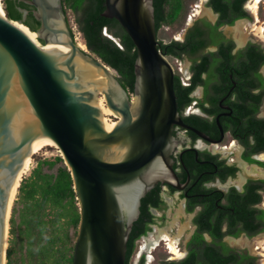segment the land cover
Segmentation results:
<instances>
[{
	"label": "water",
	"instance_id": "obj_1",
	"mask_svg": "<svg viewBox=\"0 0 264 264\" xmlns=\"http://www.w3.org/2000/svg\"><path fill=\"white\" fill-rule=\"evenodd\" d=\"M25 1L40 23L36 36L0 16V264L15 180L45 142L60 150L79 205L72 264H126L141 200L156 183L173 181V128L186 126L174 67L157 39L153 0L104 2L102 15L115 18L136 47L132 93L110 66L79 48L62 0ZM21 11L25 18L28 10ZM22 31L37 43L42 39L46 49ZM99 94L118 116L111 131L95 104Z\"/></svg>",
	"mask_w": 264,
	"mask_h": 264
},
{
	"label": "flooded vegetation",
	"instance_id": "obj_2",
	"mask_svg": "<svg viewBox=\"0 0 264 264\" xmlns=\"http://www.w3.org/2000/svg\"><path fill=\"white\" fill-rule=\"evenodd\" d=\"M204 1L212 17L197 12V3L192 10L186 7L182 37L173 40L184 41L190 28L206 21L214 27L213 42L206 30L201 35L206 45L196 58L186 52L167 55L188 58L185 79L174 70V79L178 76L186 87L181 96L175 92L186 126L173 128V181L156 183L141 202L144 213L140 210L135 228L144 232L134 239L131 257L138 254L130 264L153 263L160 247L164 255L158 264H263L258 247L264 242L255 244L254 238L264 233V41L242 31L243 22L251 23L249 0L237 7L235 0H222L223 16ZM239 12L244 16L236 17ZM235 23L241 40L240 32L226 31ZM163 234L176 236L179 255L170 251ZM155 237L158 243L150 252H141ZM249 241L258 254L241 246Z\"/></svg>",
	"mask_w": 264,
	"mask_h": 264
},
{
	"label": "trees",
	"instance_id": "obj_3",
	"mask_svg": "<svg viewBox=\"0 0 264 264\" xmlns=\"http://www.w3.org/2000/svg\"><path fill=\"white\" fill-rule=\"evenodd\" d=\"M239 1L241 0H235V7ZM1 2L5 17L7 16L10 22L21 20L31 32L39 28L40 23L32 13L33 6L25 0H1ZM104 2L105 0H62L65 13L67 10L72 12L89 51L114 69L120 84L132 93L136 47L115 18L102 15L105 9ZM210 3L221 16L225 15L226 7L222 0H210ZM153 7L158 35L159 30L165 25L180 24L181 26L187 2L186 0H153ZM21 9L28 10L27 18H23ZM237 16H244V12H239ZM231 22L232 20L228 21ZM203 24L204 26L195 25L190 28L184 41L171 39L164 43L157 37L160 48L166 52V55L180 56L181 52H186L188 56L196 58L206 45L207 41L201 38L206 30L210 32L208 42H213L211 35L214 27L206 21H203ZM39 41L43 43L42 39ZM40 42L36 43L43 47L44 44ZM220 50L224 56L227 55L225 49ZM206 59L203 57V60ZM174 89L179 96L186 90V87L180 85L178 76L174 79ZM53 167L55 171H51ZM141 202L144 204V198ZM143 206L140 207L142 213H144ZM79 220V205L71 173L61 155L55 156L52 160L37 159L30 175L21 180L17 199L12 207L6 264H72ZM138 220L134 222L127 242L126 264H130L135 247L134 239L144 232L141 229L139 232L136 231ZM71 228L74 230L73 234L70 233Z\"/></svg>",
	"mask_w": 264,
	"mask_h": 264
},
{
	"label": "rangeland",
	"instance_id": "obj_4",
	"mask_svg": "<svg viewBox=\"0 0 264 264\" xmlns=\"http://www.w3.org/2000/svg\"><path fill=\"white\" fill-rule=\"evenodd\" d=\"M186 2H187V8L188 9H191L192 7H194L195 3H197L199 5H204V0H186ZM1 5H2V2H1ZM198 9L200 10V7ZM256 12L257 13L253 14V12L249 11V15L251 17V23L247 24L246 22H243V24H242L243 26H241V27H242V31H243L245 36L253 37L255 39H259L261 41V43H263V40L260 38L259 32L257 30H254V26H252V25L255 24L256 18H258V22L256 23L257 26H259V27L260 26H264V0L259 3ZM65 14H66V19H67V22H68V26H69V28H70V30L72 32L74 41L77 43V45L80 46L81 49L86 50L87 52L91 53L89 51V49L87 48L86 44H85V41L83 39V36H82L81 32L77 28V25L75 23L74 16H73L72 12L70 10H67V12ZM244 23H246V24H244ZM246 25H248V26H246ZM18 26H20V25L17 24V27ZM234 26H236V27L232 28V30L234 31L233 36L236 35L235 30L237 29V23H235ZM181 27L182 26H180V24H175L173 26H167V25L163 26L159 30V39H161L164 43H167L171 39L181 38L182 34H183V30H181L182 29ZM25 35H27V34H25ZM30 39L33 42H36L32 38H30ZM40 44H44V43L40 42ZM91 54H93V53H91ZM167 58L171 62L172 66L174 67L175 72L179 73L181 75V77L183 79H185V76L187 75V72H186L185 68H187V65H188V58L187 57H183L181 59H176V58H172V57H169V56H167ZM112 72H113V76L118 78V74H117V72L114 69H112ZM99 95H100L99 98L101 99L102 96H101V94H99ZM109 118L111 120H113V121H117L118 116L113 114V115H110ZM59 155H60V150L54 144H46V145H44V147L40 151H38L37 153L32 155V157L30 158L27 166L22 170L21 175L19 177V180L17 182L16 190L14 191L12 202H11V205H10L11 211H12V207L14 205V202L17 199L18 186H19V184L21 182L20 180H22L23 178H26V177H28L30 175L31 170L36 165V160L39 159V158H47V159H51L52 160L55 156H59ZM55 167H53V169H51V171H55ZM44 168H45V170H47L46 167H44ZM10 212H9V216H11ZM9 216H8V219H9ZM167 219H169V218H167ZM8 229L9 228L7 227V230ZM73 232H74V230H73V228H71L70 229V233L73 234ZM8 237H9L8 236V232H6V248H7V245H8V242H7ZM256 237L257 238H254V240L256 241L255 244L260 245V243L264 242V233H262V234H260L259 236H256ZM241 238L242 237H240L239 239H241ZM139 244H141V242ZM241 246L242 247H247L253 254H258L257 250H254V248H253L254 245H252L250 243V241L249 242H245V243L242 242ZM258 249L261 250V252H260L261 256L259 255V260H261L260 262H262L264 264V257L262 256L263 253H264L263 252L264 246H263L262 249L259 246ZM137 254H138V250L131 257L130 262L134 260V257ZM163 255H164L163 249H162V247H160L159 249L156 250V252L154 254V257H155L156 260L153 263H150V264H158V258H162ZM176 255H179V254H176ZM5 264H6V258H5Z\"/></svg>",
	"mask_w": 264,
	"mask_h": 264
},
{
	"label": "bare ground",
	"instance_id": "obj_5",
	"mask_svg": "<svg viewBox=\"0 0 264 264\" xmlns=\"http://www.w3.org/2000/svg\"><path fill=\"white\" fill-rule=\"evenodd\" d=\"M263 0H249L248 2H247V6L249 7V9L251 10L250 12H253V14L254 13H257L256 11H257V8H258V5H259V3L260 2H262ZM205 2V1H204ZM199 7H200V10L198 9L197 10V12H199L200 14H208L209 16H211L210 15V11L209 10H207V9H205L204 7H203V5H199ZM199 15V14H198ZM0 16L1 17H3V18H5V13H4V11H3V8H2V5H1V0H0ZM214 16V15H213ZM212 17V16H211ZM242 21V20H241ZM240 21V22H241ZM248 22V21H247ZM258 22V18H256V21H255V24L254 25H252V26H254V30H257L258 32H259V35H260V38L264 41V26H257V23ZM12 23V22H11ZM15 27H17V24L18 25H22L26 30H28L31 34H33L34 36H36L38 33L36 32V31H34V32H31L26 26H24L23 25V23H21V22H19V21H17V22H14V23H12ZM244 24H246V23H244ZM242 25V24H241ZM243 26V25H242ZM246 26H248V25H246ZM246 30V29H245ZM235 32H240V37H238V38H240L239 40H241V34H242V31H241V27L238 25L237 26V29L235 30ZM28 38H30L28 35H26ZM244 37V36H243ZM35 44H37L36 42H34ZM38 45V44H37ZM79 46V45H78ZM41 48H44V49H46V44H44V46L43 47H41ZM79 48H80V46H79ZM100 69V68H99ZM186 69V68H185ZM100 70H102V69H100ZM103 71V70H102ZM104 72V71H103ZM110 72H112L111 70H110ZM185 72V71H184ZM187 72V71H186ZM79 81H80V84H82V86L83 87H89V89H93L94 87H92L91 85H89L88 83H86L85 81H83L82 79H79ZM99 108H100V110H101V112H102V121H103V123H104V126H105V128H106V130L107 131H111L115 126H116V124H117V121H113V120H111L110 118H109V116L110 115H117L116 113H114V111L111 109V108H109L107 105H106V103H105V98H104V96H102V98L100 99H98L97 101H96V103H95ZM46 144H54V145H56L54 142H45V143H39L37 146H36V148L33 150V152L29 155V157L26 159V161L24 162V166H23V168L20 170V172H19V174H18V176H17V178H16V180H15V183H14V186H13V189H12V192H11V196H10V200H9V206H8V212H7V216H6V221H8L9 219H8V216H9V212H10V210H11V207H10V205H11V202H12V198H13V194H14V191L16 190V185H17V182H18V180H19V177H20V175H21V172H22V170L27 166V164H28V162H29V160H30V158L32 157V155L33 154H35V153H37L38 151H40L43 147H44V145H46ZM57 146V145H56ZM234 148V147H233ZM237 148V147H236ZM235 149V148H234ZM238 149V148H237ZM230 150V149H229ZM235 151V150H234ZM227 153V152H226ZM237 156V155H236ZM238 157V156H237ZM257 169V168H256ZM263 173H264V171H263ZM260 175V174H259ZM175 220H177L176 218H175ZM175 223V222H174ZM7 227H8V225H7V223H6V232H8V230H7ZM162 231V230H161ZM163 231H164V229H163ZM162 233V232H161ZM160 233V234H161ZM163 238H165L166 240H168V245H169V249H170V251L174 254V255H176V254H179V250H178V248L176 247V236L174 237V238H170V236L168 235V234H163V236H162ZM146 243V242H145ZM158 243V237H155V239H153L152 241H150V243H147L145 246H143L142 248H141V252H143L144 251V249L146 250L147 249V251L148 252H150V250L156 245ZM5 250H6V235H5V245H4V255H3V264H5ZM263 252H264V249H263ZM263 257H264V253H263V255H262Z\"/></svg>",
	"mask_w": 264,
	"mask_h": 264
}]
</instances>
